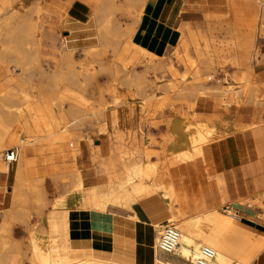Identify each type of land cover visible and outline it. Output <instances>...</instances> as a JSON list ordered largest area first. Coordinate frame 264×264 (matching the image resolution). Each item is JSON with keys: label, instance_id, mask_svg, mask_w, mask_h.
<instances>
[{"label": "bare ground", "instance_id": "obj_1", "mask_svg": "<svg viewBox=\"0 0 264 264\" xmlns=\"http://www.w3.org/2000/svg\"><path fill=\"white\" fill-rule=\"evenodd\" d=\"M21 1L26 0H0V70L3 69L0 75L4 76L3 79H0V86L2 80H9L11 83L6 90L0 92V153L11 150L7 149L9 147H14L15 161L21 155L15 167L11 165L12 162L6 164L0 162V174L7 175L15 187L10 208L11 215L19 212L15 204L20 201V203L24 202L22 206H25L29 197L34 199L37 210L44 208H41L45 202L43 188L30 184L27 179L34 147L39 146L41 150L50 145L71 142L75 148L73 156L75 170L69 176L73 185L65 190V193L49 206L50 208L48 207L50 212L62 211L69 216V212L72 210L91 209L98 213L108 210L121 213L134 211L135 214L132 215V218L139 221L141 218L136 211L139 199L133 192L132 186L140 182H147L165 207L167 214L165 222L175 225L180 232L179 246L173 251L167 250L160 246V236L165 228V222L154 221L152 223L156 233L152 241V264H247L246 261L239 262L233 258L234 256H230L232 252L229 250L235 246L236 242L228 240V235L241 224L233 207L222 208L225 201L218 196L221 187H219L217 179L208 177V167H215L211 147L212 138L216 135L215 131L209 129L208 124L204 122L186 119L188 114L193 112L196 98L200 95L198 87L203 81L201 72L195 71L193 79H182V75L180 76V72L176 68L169 69L170 67H167L169 72L175 75L179 82L183 84L185 82V85L183 88L181 87L182 89H175L176 93L173 92L174 88L171 89L169 85H164V89L169 94L158 103L146 104V101L152 99V96H148L147 89L154 86V81L151 82V79L149 80L147 77L148 68L153 70L158 66H164L163 63L157 62V59L161 60V56L133 43L131 37L135 30H129L127 43L125 42L124 45L122 43L123 46L120 45V26L118 27L119 23L117 24V20L112 14L114 13L116 16L115 10L125 8L131 3L139 6V16H141L147 0H124L125 5L122 4L123 6L118 3V0H101L99 9L91 16L94 24L98 27L97 39L100 47L91 56L92 62L99 65L98 70L95 71L97 68H94L90 61L87 64L81 63L78 68L73 59L74 48L69 45L66 35L61 50L59 68L54 69L53 72L43 69L39 64L40 51L43 49L41 42L43 28L40 19L34 18V14H39L41 1L36 0L27 4L24 9L22 8L23 10L18 8V3ZM238 1L227 0L230 11L234 18L242 15H245L246 18L248 9L247 12L244 9L241 10L237 6ZM252 1L250 0V3H253ZM249 15L252 17L251 21L240 22L239 19L238 23H235L237 20H233L232 28L235 39L225 44L229 50L236 53L237 58L233 64L239 66L240 70H246L248 76L253 79L256 71L255 62L260 59L258 39L259 37L264 38V27H256L258 23L253 22L257 16L256 11L250 10ZM139 18L138 21L136 20L137 22L140 21ZM136 24L131 23L128 26ZM178 31L181 33L180 36L187 37L183 46L184 50H188L189 45L199 43L200 39L197 37V33H194L185 23L180 25ZM208 47L209 45L206 44L205 48ZM206 51L208 52V50ZM146 59L157 60V63L148 65L142 71L140 68L138 70L136 64L144 62ZM204 63L208 65V60H205ZM2 64L7 68V71ZM48 68L50 70L49 66ZM102 73H107L111 77V81H115V84L124 89V93L118 95L119 87L107 82L105 89L99 88ZM62 83L71 88L70 91L66 90V94L68 92L67 99L70 100V107L67 111H63V107L60 108L61 104L56 101L64 98L50 92V89H58ZM263 92L264 82L260 84L253 81L245 90L229 95L227 102L264 106ZM106 94L113 99L109 102H112L110 105L105 101ZM181 96L195 100L194 103L180 104L183 114L182 112L177 113L179 103L175 100ZM130 99L134 102H131ZM97 103L99 104L98 109L94 107ZM134 103H138L142 107L141 112H137L139 117L146 110L147 113L148 110L150 113L153 112L151 113L153 115L164 112L167 108L168 111L171 110L178 114L171 118H169L170 113H168L169 116L167 115L168 134L163 140V149L149 150L151 148H148L147 145L149 146L148 143L151 142V139H146L141 135L140 148L121 152L119 155L124 176L120 180H110L102 166L86 169L87 167L84 165L86 155L84 150L82 151L80 146L75 143L77 142L75 138L77 131L75 130L91 115L99 121L106 120L102 127H98L96 124L97 127L94 128L104 144L109 140V134L113 133L109 128L112 124L106 115L108 109L110 107L120 109V107L129 104L134 106ZM20 105H24L22 111L18 110ZM216 119L220 120L221 118L216 117ZM139 125L142 130L141 120ZM97 129H101V131L97 132ZM142 132L144 133L143 130ZM222 135L221 137L224 136ZM108 150V147L105 148V155H108ZM200 167L204 172L195 171ZM68 183H70L69 180ZM262 198H264V193L258 194L255 199L253 198L254 200L244 199L241 203L252 206ZM187 212H194L195 215L182 221ZM48 229L49 219L45 216L42 222V233L33 238L30 264H58L56 251L49 239ZM1 242L3 243V241L0 240V264H19L17 257L3 250L6 246ZM67 264L124 263L109 258H98L92 253L84 257L72 256Z\"/></svg>", "mask_w": 264, "mask_h": 264}, {"label": "rangeland", "instance_id": "obj_2", "mask_svg": "<svg viewBox=\"0 0 264 264\" xmlns=\"http://www.w3.org/2000/svg\"><path fill=\"white\" fill-rule=\"evenodd\" d=\"M100 1L101 0H76L71 3V0H42L39 14H34V18L40 19L39 21L41 25H44L49 20L57 21V24H58L57 29L59 30L60 39H61L60 46H59L60 50H62L64 41L66 40V35H67L69 45L74 48L73 59L75 61V64L78 66V68L81 65V63L87 64L89 61L91 64H93L94 68H97L95 69V71H97L99 68L98 64H96L95 62L94 63L92 62V57H91L93 56L95 50L99 49L100 47V43L98 42V39H97L98 27L94 24L93 20L91 19V15L93 13V7L91 3H95L96 6L98 5L97 9H99ZM187 1H188V4H192L193 7H195L197 11L196 15L198 17L197 18L198 22L189 23V25H190V29L194 33H197V37L200 39V41L198 44L189 45L188 50H184L183 46H184L185 41L187 40V37L182 35L176 40L175 43L172 44L171 47H169L168 52L165 54V56L161 57V60L160 59H157L158 61L156 60L158 63H163L164 66H158L157 68L153 70L148 68L149 71L147 73V77H149L148 78L149 80L151 79L150 80L151 82L154 81L153 82L154 86H152L151 88L149 87L147 89V92H148L147 94L148 96H152V99L150 98L149 101H146V104H149L150 102L158 103L162 101L163 98L169 94V92L164 89L165 86L169 85L171 89L174 88L173 89L174 93H176L175 89L183 88V86L185 85V82L184 84L179 82V80H177V77L175 75H172L169 72V69H172L173 67V68H176L180 72V76L182 75L181 76L182 79L183 78L193 79L195 78V75H194L195 71L201 72L203 84L201 83V85L198 87L200 91L199 98L208 99V115L216 114L211 103H213V101L218 99V100H221L222 102L221 105H223L224 108L225 107L229 108L228 110L229 113L232 111L231 112L232 116H234L233 115L234 111L237 110L236 105H241V104L228 103L227 98L229 97V95L234 94L238 91L245 90V88L249 84H251V82L253 81L260 83V84L264 82V70H262L264 69V38L259 37L258 39V49L260 50V59L257 62H255L256 71H255V77L253 79H251L248 76V72L246 70L244 71L240 70L239 66H236L233 64L234 60L237 58L235 55L236 53L234 51H231V49L229 50V48L227 47L225 43L235 39L234 38L235 34L232 31V25L234 24L235 19L237 20V22L235 21V23H238L239 19H240V22H244V21L246 22L248 20L251 21L252 17L249 15L250 10H254L257 13L256 18L253 21L255 24L258 23L256 27H259V28L264 27V24H263L264 23L263 21L264 20V1L260 2V0L259 1L251 0L253 3H250V0H239L237 2V6L241 8V10L244 9V11L248 9V12L246 11L248 13V15L246 13L247 15L246 18H245V15H242L243 17L238 16V18H234L228 6L227 0H187ZM29 3L30 2L27 0L21 1L20 3H18V8L23 10L25 6ZM78 3L85 4L89 7L90 16H89V22L87 25L78 23L74 18H72L69 15L70 7ZM118 3L121 6H123L122 4L125 5L124 0H118ZM125 8L122 7V9L120 10L119 9L115 10L116 16L114 15V13L112 14L115 20H117L116 21L117 24L119 23L118 27L120 26L119 29L121 31V38L119 37V39H120L121 46L126 44L128 41L127 32L129 30L131 31L135 29V25L134 26L132 25L130 27L128 26L130 22L133 24H136L138 23L137 22L138 17H140L139 20H141V17H142V15L139 16L140 9L137 4L130 3L129 5H126ZM208 21H209V25H208ZM122 26L123 28H121ZM122 35L124 36L122 37ZM206 44L209 45L207 49L205 48ZM205 49L208 50V52ZM40 53H41V58H40L39 64L41 65L43 69H46L49 72H53L59 68L61 57L60 58H46L47 56L46 51L42 50L40 51ZM205 60H208V65L207 63H204ZM156 61L155 60L149 61V59H146L144 61L145 63L138 62L136 64V68L138 70L140 68V71H142L146 69L148 65L157 63ZM48 66L50 67V70ZM167 67L168 68L170 67V68L167 69ZM5 70L7 71V68H5ZM1 71H3V69H1L0 72ZM3 78L4 76L0 75V79H3ZM99 82H100L99 88L102 87V89H105L106 82L112 85H116L117 87L120 86V85L115 84L116 83L115 81H111V77L108 76L107 73H102L100 75ZM10 84L11 83L9 80L7 81L2 80V85L0 86V92L2 90H6ZM67 89L69 90L71 88H69V86L65 83H62V85H60L58 89H50L51 93H56V95L59 94L58 96L64 98L61 100L60 99L56 100L59 102V104H61L60 108L63 107L62 109L63 111H67L70 107V100L67 99L68 92L66 94ZM123 93H124V89L119 87L118 95H121ZM105 96H106L105 101L108 103V105L112 104V102L109 103L110 101H113L112 97L110 98L108 94H106ZM175 100L176 102L179 103L177 113L182 112V114L184 112L182 109H180V107H182L180 106V104L194 103L195 101L190 98H185L183 96L178 97ZM130 101L134 102L132 99H130ZM134 104H135L134 107L137 108L138 112H141V108H142L141 105H139L138 103H134ZM94 107L98 109L99 104L98 103L95 104ZM19 108L18 110L22 111L24 109V105H20ZM167 109L164 111L166 113L159 112V113H154L152 115L151 113L153 112L150 113L148 110V113H147V110H146L142 114H140V118H141L140 120L143 124L142 130L144 131L143 133L141 130L142 135L145 136L146 139H149V140L151 139V142L148 143L149 146L147 145L148 148H151L149 150L155 151L156 149V151H158L159 149L160 150L163 149V140L167 136L168 131L163 132L164 130L162 131L161 129L163 127H166V129H168L167 122H166L168 120L167 117L169 116L168 113H170L169 118H171L172 115L176 113L171 110L168 111ZM248 113H252V111L249 110ZM186 119L189 120L188 117ZM96 124L98 127L100 126L99 120H97V118H95L94 116L92 117L91 115L89 116V118L87 117L85 122L80 127H78L77 130H75L77 131L75 138H76V141L78 142V143L77 142L75 143L80 146L82 151L84 150L83 152H85V149L88 147V144L93 143L92 139L94 140L95 145L100 144L98 137L91 138L92 135L96 133V130L94 129L97 127ZM79 137L81 138L78 140ZM152 139H153V142H152ZM7 149H14V147H9ZM33 151L34 152L31 155L32 163L30 164L31 166L29 167L30 172L27 173L28 175L27 179H28V182L30 181V184L38 185L39 187L43 188L45 192V202H44V205L41 207V208L44 207L43 210L42 209L37 210L34 204L35 202L34 199L32 197H29L30 200L29 199H28L29 201L26 200L25 206L23 205L24 207L22 206L24 202H21V203L20 201L17 202L18 205L15 204V207L19 212L15 214L16 216L14 215V213L13 215H11L10 208L12 206V196L15 191L14 184L10 182L8 178L4 186L0 185V240L3 241V243L1 242L2 245L5 244L6 246L3 250L17 257V259H19V264H30L31 263L30 256H32V251H33V238L37 234L42 233L41 229H42L43 218L45 216L49 218L51 214L49 206H51L55 201H57L59 197L63 193H65V190H67L73 185V181L69 176L75 170V163H74V158H73V156L75 155L74 154L75 148L71 142H65L62 148H60V150H57L56 152L42 151V149L40 150L39 146H35ZM5 153H6V150L0 153V162L4 164L7 163V161L5 160V156H4ZM20 156L21 155H19L17 161L11 163L13 167H15L17 162L20 160L21 158ZM106 157L107 156L103 154L100 157V160L97 159L93 163L95 165H98L96 167H101V166L104 167L106 165L109 168L110 175H112V179L114 180L123 179L124 176L122 174V168H121V164L119 160L113 158L111 162L112 166L110 168L108 166V160L106 159ZM84 165L87 167L86 169L93 168L91 161L86 157L84 159ZM202 170L203 169L200 167L199 170L197 169L195 171H202ZM68 180L70 183H68ZM66 186H69V187H66ZM256 202L254 203L255 205L252 203L253 205L250 206L251 207L250 209L255 210L254 213L258 216L256 219H254L253 217H250L249 220L242 219L238 214H237L238 216L237 219L239 220V223L242 224V226L244 227L246 226L245 224H243V222H240V219L244 222L249 223L251 226L256 227V229H261V228L264 229V226H263L264 225V198L260 199L259 202L258 201ZM140 203L144 205H148L147 202H141V200H140ZM156 203L158 204L156 205ZM156 203H155V206L157 207L155 210L160 212V216L161 218H163L162 221L161 220H156V221H161L162 223H164L167 219V214L166 212H164L163 206L159 204L160 202L158 201ZM27 204L29 207L27 206ZM224 204L226 206H231L230 204L227 203V201ZM72 211L69 212V216ZM85 211L92 212V213H98L91 209L85 210ZM194 215H195L194 212L193 213L187 212L183 216L182 221L186 219H190ZM152 221H153L152 223H154V220ZM164 224L165 226L168 225L166 222ZM141 225L144 226L143 224ZM150 228H151V232L149 234L148 232L146 234L141 233L140 242L143 245H140V252L138 256L139 264H151L148 261V258H149V254L152 248L153 237L155 236L156 233L154 232L155 228L153 229L152 226H150ZM246 228L253 230L249 227H246ZM253 231L258 233V231L255 229ZM127 253L133 256L132 252L127 251ZM116 262H119V261H116ZM119 263L134 264V260H130L127 262H119Z\"/></svg>", "mask_w": 264, "mask_h": 264}, {"label": "crops", "instance_id": "obj_3", "mask_svg": "<svg viewBox=\"0 0 264 264\" xmlns=\"http://www.w3.org/2000/svg\"><path fill=\"white\" fill-rule=\"evenodd\" d=\"M28 1L32 3L36 0ZM39 1L42 3V0ZM74 1L76 0H71V3ZM91 5L94 13L97 6L95 3H91ZM196 13V8L192 4H188L187 0H147L141 20L137 26L135 25L131 40L147 51L163 57L181 35L178 31L180 25L185 23L190 28L189 23L198 22ZM69 15L78 23L87 25L90 16L89 7L85 4H74L69 9ZM41 26L43 28L42 50L46 51V58H60L61 39L57 21L49 20ZM221 103V100L218 99L211 103L216 114H209L212 117L210 118L208 116V99H200L198 96L194 110L188 118L204 122L208 124L209 129L215 131L216 135L211 141L215 167H208V177L217 179L219 187H221L218 196L225 202L227 201L242 219L249 220L250 217L256 219L258 216L254 213L255 210H251L250 206L242 204L241 201L247 198L255 199L258 194L264 193V106L236 105L237 110L232 116V111L229 113V108L225 107L224 109ZM247 110H251L252 113H248ZM137 112V108L130 104L124 105L120 109L117 107L108 109L106 115L112 124L109 128L113 133L109 134V140L104 144L95 133L91 138L98 137L100 144L95 145L92 139L93 143L88 144L84 152L93 167L98 166L93 162L97 159L100 160V157L106 154L105 148L107 147L109 150L106 159L110 168L113 158L119 160L121 164L119 159L121 152L141 147L142 132ZM192 114L195 116L192 117ZM177 115L173 114L172 117ZM216 117L222 120L216 119ZM99 122V127H102L106 120ZM211 122L215 124L213 125ZM99 131L101 129H97V132ZM162 131L167 132L168 130L163 127ZM63 145H50L42 151L56 152ZM104 168L109 179L116 181L112 179L109 168L106 165ZM7 180V175L0 174L1 186H4ZM146 183L140 182L132 186L133 192L139 199L136 205V211L141 218L139 221L133 220L134 211L121 213L108 210L104 213H92L85 210H73L70 216L62 211L51 212L48 218L49 239L56 251L57 263L67 264L72 256L84 257L94 253L98 258H109L119 262L134 260V264H139L140 245H143L140 242L141 233L148 232L149 234L151 232L152 220H163L160 212L155 210L157 207L155 203L159 201V204L162 205L161 200ZM140 200L147 202L148 205L141 204ZM227 207L223 205L222 208ZM163 209L166 212L164 206ZM240 222H243L246 227L257 230L258 233L242 226V224L237 226L235 231L228 235V240L236 242L235 246L231 248L232 250H229L232 252L230 256H234L233 258L239 262L246 261L247 264H264V229H256L241 219ZM127 251L132 252L133 256L129 255ZM148 261L152 264V248Z\"/></svg>", "mask_w": 264, "mask_h": 264}, {"label": "built area", "instance_id": "obj_4", "mask_svg": "<svg viewBox=\"0 0 264 264\" xmlns=\"http://www.w3.org/2000/svg\"><path fill=\"white\" fill-rule=\"evenodd\" d=\"M16 158V152L14 149H11L6 152L5 160L7 162H13ZM180 232L176 229L175 225H166L160 236V246L167 250H175L178 245V239Z\"/></svg>", "mask_w": 264, "mask_h": 264}]
</instances>
